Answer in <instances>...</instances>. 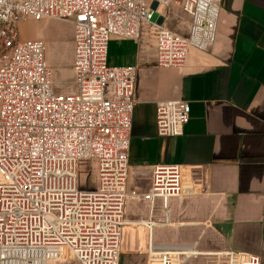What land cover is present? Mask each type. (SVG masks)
Here are the masks:
<instances>
[{"label": "built area", "instance_id": "obj_1", "mask_svg": "<svg viewBox=\"0 0 264 264\" xmlns=\"http://www.w3.org/2000/svg\"><path fill=\"white\" fill-rule=\"evenodd\" d=\"M220 2L0 0V264H120L130 199L154 207L193 194L184 166L172 163L152 167L147 193L128 192L137 68L108 66V50L112 38L138 43L146 26L156 66L182 68L190 48L214 45ZM172 4L190 18L186 36L167 26ZM155 12L162 24L152 21ZM47 18L73 24L74 93H54L46 43L20 38L19 23ZM155 120L159 137H180L190 106L160 102ZM93 170L94 187L82 188ZM202 255L151 244L147 264ZM207 256L211 264H261L260 256L233 250Z\"/></svg>", "mask_w": 264, "mask_h": 264}, {"label": "crops", "instance_id": "obj_2", "mask_svg": "<svg viewBox=\"0 0 264 264\" xmlns=\"http://www.w3.org/2000/svg\"><path fill=\"white\" fill-rule=\"evenodd\" d=\"M64 23L74 37L73 24ZM73 57L60 58L72 73ZM107 64L137 68L131 192L147 193L152 167L161 163L183 165L193 190L154 207L129 200L120 264H147L151 244L205 254L187 264H211L207 255L225 250L264 264V0H221L214 45L190 48L182 68H158L146 33L138 43L112 38ZM167 101L190 106L177 138L156 132V106Z\"/></svg>", "mask_w": 264, "mask_h": 264}, {"label": "rangeland", "instance_id": "obj_3", "mask_svg": "<svg viewBox=\"0 0 264 264\" xmlns=\"http://www.w3.org/2000/svg\"><path fill=\"white\" fill-rule=\"evenodd\" d=\"M167 26L169 29L183 35L187 29L189 17L182 11L179 5L172 4L168 12ZM157 12L153 15V22L159 19ZM65 20L47 18L36 22L29 20L18 24V32L22 40H42L47 45L46 59L48 67L52 71V78L55 83L53 91L55 94H70L76 91L72 85L74 73L71 67H66L61 61V56H73L74 37L67 35ZM146 33V41L149 46L153 45L154 31L150 27L143 26L142 35ZM68 36V37H67ZM185 36V35H183ZM95 184L94 170L82 177L80 186L82 188H93ZM132 174L131 168L128 176V192H131Z\"/></svg>", "mask_w": 264, "mask_h": 264}, {"label": "water", "instance_id": "obj_4", "mask_svg": "<svg viewBox=\"0 0 264 264\" xmlns=\"http://www.w3.org/2000/svg\"><path fill=\"white\" fill-rule=\"evenodd\" d=\"M154 9H155V8H154ZM158 22H159L160 24H162L163 19L159 17Z\"/></svg>", "mask_w": 264, "mask_h": 264}, {"label": "bare ground", "instance_id": "obj_5", "mask_svg": "<svg viewBox=\"0 0 264 264\" xmlns=\"http://www.w3.org/2000/svg\"><path fill=\"white\" fill-rule=\"evenodd\" d=\"M127 223V222H126ZM127 225H128V223H127Z\"/></svg>", "mask_w": 264, "mask_h": 264}]
</instances>
